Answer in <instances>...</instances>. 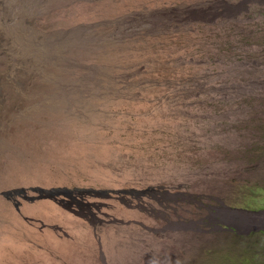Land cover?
Segmentation results:
<instances>
[{"label":"rangeland","instance_id":"374dc122","mask_svg":"<svg viewBox=\"0 0 264 264\" xmlns=\"http://www.w3.org/2000/svg\"><path fill=\"white\" fill-rule=\"evenodd\" d=\"M8 2L0 264H264V0Z\"/></svg>","mask_w":264,"mask_h":264},{"label":"bare ground","instance_id":"6f19581e","mask_svg":"<svg viewBox=\"0 0 264 264\" xmlns=\"http://www.w3.org/2000/svg\"><path fill=\"white\" fill-rule=\"evenodd\" d=\"M8 1L9 0H0V91L7 85L8 82L6 79L14 73L22 71L21 68L17 67L18 65L16 66L14 65L15 63L13 64V60L17 59L20 61L21 57H25V46L27 45L23 37H18V34L13 31V28L11 29L12 22L14 21ZM8 65L10 68H8ZM86 205L88 206V203Z\"/></svg>","mask_w":264,"mask_h":264}]
</instances>
